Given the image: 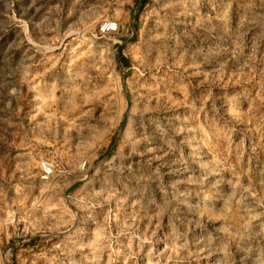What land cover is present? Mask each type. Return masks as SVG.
<instances>
[{"label":"rangeland","instance_id":"374dc122","mask_svg":"<svg viewBox=\"0 0 264 264\" xmlns=\"http://www.w3.org/2000/svg\"><path fill=\"white\" fill-rule=\"evenodd\" d=\"M0 264H264V0H0Z\"/></svg>","mask_w":264,"mask_h":264},{"label":"built area","instance_id":"2783aa9c","mask_svg":"<svg viewBox=\"0 0 264 264\" xmlns=\"http://www.w3.org/2000/svg\"><path fill=\"white\" fill-rule=\"evenodd\" d=\"M117 28H118L117 24H108L105 29L108 31H116ZM40 168L42 172V177L44 179H49L50 177L54 175L53 165L49 163L48 161H42Z\"/></svg>","mask_w":264,"mask_h":264}]
</instances>
